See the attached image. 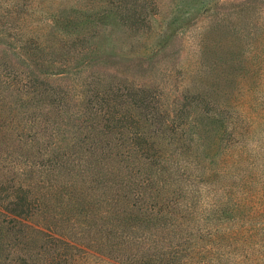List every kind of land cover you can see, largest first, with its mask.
Masks as SVG:
<instances>
[{
	"label": "rangeland",
	"instance_id": "374dc122",
	"mask_svg": "<svg viewBox=\"0 0 264 264\" xmlns=\"http://www.w3.org/2000/svg\"><path fill=\"white\" fill-rule=\"evenodd\" d=\"M0 264H264V0H0Z\"/></svg>",
	"mask_w": 264,
	"mask_h": 264
}]
</instances>
